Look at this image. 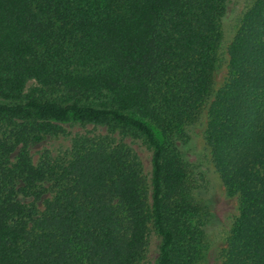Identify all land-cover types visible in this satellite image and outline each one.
I'll list each match as a JSON object with an SVG mask.
<instances>
[{"label":"trees","instance_id":"trees-1","mask_svg":"<svg viewBox=\"0 0 264 264\" xmlns=\"http://www.w3.org/2000/svg\"><path fill=\"white\" fill-rule=\"evenodd\" d=\"M225 10L226 0H0V264H143L150 230L156 264L199 263L205 177L176 142L212 93ZM227 54L204 136L238 199L221 264H264V0L243 12ZM68 121L107 132L34 162L30 146ZM114 132L151 149L149 182Z\"/></svg>","mask_w":264,"mask_h":264},{"label":"rangeland","instance_id":"rangeland-1","mask_svg":"<svg viewBox=\"0 0 264 264\" xmlns=\"http://www.w3.org/2000/svg\"><path fill=\"white\" fill-rule=\"evenodd\" d=\"M253 0H226V10L222 17V41L219 50V60L214 73L212 93L202 106L197 119L187 127L188 138L185 142L177 141L176 145L181 151L182 157L187 160L196 171L205 177V184L200 195L207 203L212 214L206 226L207 248L198 264H221V250L226 246L227 236L231 225L238 213V199L236 195L228 194L215 170L210 157L209 149L205 143V126L207 120V107L215 91L226 81L228 74L227 46L230 43L243 12ZM35 85L30 80L26 84V90ZM65 133L59 135H46L38 143L30 146L33 161L36 162L43 150H49L53 156H67L71 147L73 137L79 133L104 134L106 128L101 125L68 121L62 123ZM116 141L127 144L136 154L141 163L142 170L147 181L151 173V149L143 139L135 134L122 135L119 132L112 134ZM46 192L44 197H50ZM42 209V204L37 203ZM160 237L150 230L146 246L143 264H156L159 254Z\"/></svg>","mask_w":264,"mask_h":264}]
</instances>
